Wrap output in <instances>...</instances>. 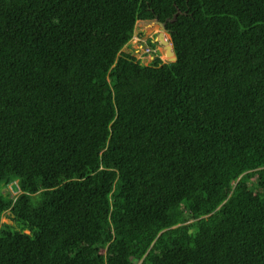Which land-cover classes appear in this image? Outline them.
Instances as JSON below:
<instances>
[{"label": "trees", "instance_id": "obj_1", "mask_svg": "<svg viewBox=\"0 0 264 264\" xmlns=\"http://www.w3.org/2000/svg\"><path fill=\"white\" fill-rule=\"evenodd\" d=\"M6 186L0 264H264V0H0Z\"/></svg>", "mask_w": 264, "mask_h": 264}, {"label": "rangeland", "instance_id": "obj_2", "mask_svg": "<svg viewBox=\"0 0 264 264\" xmlns=\"http://www.w3.org/2000/svg\"><path fill=\"white\" fill-rule=\"evenodd\" d=\"M161 31L160 26L154 21H138L136 23L134 34L129 43L133 48L134 55L139 58L144 64H147L154 55H158L163 61H166L169 56H165L162 45L158 42V33ZM141 33V34H139ZM169 34L165 32V37ZM150 48V52L147 49ZM2 193L10 191V186L1 188ZM14 192H11L13 195ZM5 220V218H3Z\"/></svg>", "mask_w": 264, "mask_h": 264}, {"label": "water", "instance_id": "obj_3", "mask_svg": "<svg viewBox=\"0 0 264 264\" xmlns=\"http://www.w3.org/2000/svg\"><path fill=\"white\" fill-rule=\"evenodd\" d=\"M153 21L156 22L161 28V31L158 33V42L162 45L165 56H169L167 60L174 61L176 59V56L173 51V45H172L170 36L165 37L166 30H165L163 22H159L156 19Z\"/></svg>", "mask_w": 264, "mask_h": 264}, {"label": "built area", "instance_id": "obj_4", "mask_svg": "<svg viewBox=\"0 0 264 264\" xmlns=\"http://www.w3.org/2000/svg\"><path fill=\"white\" fill-rule=\"evenodd\" d=\"M149 50H150V49L148 48V49H147V52H148Z\"/></svg>", "mask_w": 264, "mask_h": 264}]
</instances>
